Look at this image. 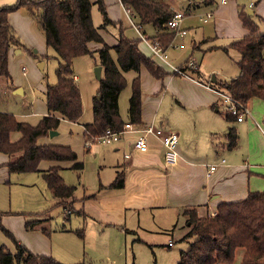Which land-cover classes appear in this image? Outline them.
<instances>
[{
    "label": "crops",
    "instance_id": "0c3cea01",
    "mask_svg": "<svg viewBox=\"0 0 264 264\" xmlns=\"http://www.w3.org/2000/svg\"><path fill=\"white\" fill-rule=\"evenodd\" d=\"M89 1L92 6L95 5V0ZM14 2L15 0H0V7L11 5ZM103 3L111 23L106 26L101 24L97 26L100 27L99 33L103 43L91 42L89 56L92 58L98 56L99 51L107 47L111 59L117 64L113 48L118 42L119 35L122 34L129 40H139L140 51L151 57L168 73L161 79L154 77L144 66L138 69L123 70L117 65L125 80V86L115 92L112 97L122 124L131 123L132 84L135 79H138L141 92L140 126L153 124L165 131L177 133V159L174 164L167 165L164 162V149L159 139L151 136L147 138L148 149L146 152L134 150L133 141L138 136L136 131L126 132L122 139L115 144L94 145L86 150L87 153L92 150V159L90 154L88 159L93 162V168L90 171L88 169L90 164L84 165L79 173L80 184L78 189L76 187V201L71 205L75 211L72 210L70 215H77L81 218L87 228L89 224L95 225L97 230H101L103 233L107 230L111 234H116L118 239L122 235L136 237L138 232L157 233L161 230L169 231L172 235L186 219L183 214L184 209L195 208L197 215L202 217L206 214H213L220 202L240 201L245 199L249 192L264 190V134L255 124V121L258 122L257 120H262L264 124V101L253 99L248 102L247 107L250 106L251 116L241 122L235 121L230 124L220 115L218 111H224V106L218 96L211 89L205 87L209 80L204 79L199 73V63L194 56V52L201 54V52L205 53L204 51L213 49L209 46L210 42H213L210 36L204 38L202 33L205 32H202L201 40L197 41L193 36L189 39V43H185V36L176 37L175 39H179V42L173 37L175 46L168 45L164 48L166 57L161 59L153 55L148 44L140 38L141 34L148 40H152L158 34L154 27L144 25L140 26L138 31L131 24L132 22L139 25L137 19L131 13L129 14L131 20L128 18V12L119 0H103ZM211 3L213 0L212 2L205 0L204 4L210 5ZM167 5L174 8L172 4ZM238 9L239 7H236L233 0L228 2L220 0L214 10L209 9L205 12L214 13L211 20L204 23L199 19V16L203 14L198 15V20L202 24H212L214 34L218 30L221 33L225 31L226 35L231 36V38H224L222 42H219L220 45L214 48L222 49L232 42L229 39L241 38L248 34L238 18ZM242 9L244 10V8ZM246 13L252 17L255 23L257 19L264 26V0H255L253 7L246 8ZM186 17L197 16L190 12ZM8 22L24 45L40 49L46 46L40 25L26 11L11 12L8 15ZM258 27L260 31V26L258 25ZM261 30L260 33L264 34V28ZM14 50L22 52L21 49L15 48L9 50L8 71L12 75L10 77L13 84L10 85L12 82L8 83L4 78H0V91L2 90V94H6L2 89L6 87V91L11 95L24 97L21 84H17L21 81L18 82L17 74L13 73L11 66L19 62H29V59L23 55L13 59L17 54ZM76 59L78 58L72 60L70 68L78 83L82 73L73 65ZM191 61L192 65L189 63ZM44 64L45 62H43V68ZM94 65L99 66V62L96 63L95 59ZM190 66L193 70L188 69ZM179 67L184 69L182 70L184 76L174 72L173 68ZM86 71L91 70L87 67ZM32 72L31 68L29 71L25 67L21 68V74L26 78ZM89 76H91L90 73ZM48 84L45 88L43 87L45 98ZM93 90H97L94 85L86 87L88 98ZM82 98H84L83 95L81 100ZM87 109L90 111L89 105L82 111L80 119L72 124H78L83 129L85 124L91 123L92 104L90 119ZM40 112L43 116L49 113L46 104ZM34 114H37V102L14 117L17 121H23ZM80 120L84 123H81ZM230 126H234L238 134L237 146L231 150L227 148V141L224 137ZM19 137L20 134L12 141H17ZM20 154L21 151L11 155L0 153V161H2V157L6 159V162L2 164L5 166L6 163L17 159ZM125 154H128V157H125ZM211 166H215L212 171L210 170ZM117 174L123 175V186L111 188L110 184ZM77 210H81V213H77ZM0 212H2L1 200ZM3 212H7V210ZM45 214L46 212L30 214L29 217H25L26 220L24 217H20L23 218V222L40 221V218L46 216ZM11 216V214L4 215L3 219L1 218V223L3 222L13 231L21 244L24 243L30 250L25 247L34 254L45 255L50 252V246L46 247L43 252L34 251L30 243L25 241L24 234H33L38 230L33 229L26 232L28 230H25L24 224L22 228L17 224V230H15L12 228ZM182 232L184 235L186 229ZM137 240L140 241V238L137 237ZM169 242L167 246H169Z\"/></svg>",
    "mask_w": 264,
    "mask_h": 264
},
{
    "label": "trees",
    "instance_id": "16d2710c",
    "mask_svg": "<svg viewBox=\"0 0 264 264\" xmlns=\"http://www.w3.org/2000/svg\"><path fill=\"white\" fill-rule=\"evenodd\" d=\"M119 1L137 19L140 26L151 25L155 28L158 34L152 41H158L163 49L172 42L174 34L167 31L166 27L172 14L169 5L160 0ZM94 4L102 16L101 25L111 23L103 0H95ZM91 7L89 0H15L11 5L0 7V78L11 82L8 71L9 50L24 46L8 22V15L17 10H24L36 19L47 47L54 51L58 60L56 82L48 85L46 90L49 113L42 116L36 125L17 121L13 114L0 111V153L11 155L21 151L17 159L6 163L8 173L40 172L47 192L56 204L63 207L66 220L75 211L67 209V201H76V186L64 182L60 174L63 169L60 163H70L69 168L78 177L83 163L69 146L40 145L38 140L48 137L49 132L56 131L61 120L73 123L82 116L81 94L70 63L75 58L89 55L91 42L103 43L100 27L92 22ZM238 18L248 34L222 47V50L225 53L233 50L238 54L239 74L230 80L216 79L211 82L209 79L206 84L244 104L253 99L264 101V34L259 33L258 24L242 8L238 9ZM138 43L139 40H129L120 34L113 48L117 64L111 59L107 47L99 51L98 62L102 68V76L92 100V122L83 126L91 136H99L107 129L119 131L123 128L124 124L119 119L112 97L125 86L117 65L123 70L144 66L154 77L161 79L168 74L151 57L140 51ZM218 112L226 122H235V118L227 112ZM130 121L136 126L141 124L138 79L132 84ZM13 132L20 134L17 141L11 140ZM224 137L228 149L236 148L238 134L234 126L228 127ZM44 160L54 164L40 170L39 163ZM122 186L123 175L117 174L110 187ZM76 212L81 213V210ZM7 214L12 213L0 212V230L11 241L14 250L4 244L0 245V264H62L52 256L30 252L16 240L1 225L2 216ZM183 214L186 218V232L182 240L188 243V248L180 251L177 264H264V190L249 192L240 201L220 202L213 214L199 217L195 208L184 209ZM37 222L38 220L26 221L25 230H33ZM42 231L46 230L43 228ZM75 232L83 238L82 229H76Z\"/></svg>",
    "mask_w": 264,
    "mask_h": 264
},
{
    "label": "rangeland",
    "instance_id": "374dc122",
    "mask_svg": "<svg viewBox=\"0 0 264 264\" xmlns=\"http://www.w3.org/2000/svg\"><path fill=\"white\" fill-rule=\"evenodd\" d=\"M160 1L174 5L176 10L181 11L186 16L187 13L190 12L197 16H185L181 23L183 29L186 30V35L184 37L185 43H189V39L193 38V36L197 41L199 39L201 40L202 32H205L202 33L204 38L210 36V39L213 40V42L209 44L213 49L204 51L205 53L201 52V54L194 52V56L199 63V73L204 79L209 80L214 76L216 79L230 80L239 74L237 65L238 54L233 50L225 53L220 47H218V49L214 48L220 45L219 42H222L224 38H231V36L226 35L225 31L221 33L218 30L214 34L212 24H202L198 20V15L205 14L209 9L214 10L220 0H213V3L210 5H205V0ZM228 1L230 0H227V2ZM233 1L236 7L244 8L245 11L252 1L255 2V0ZM91 8L92 22L97 27L102 24V16L97 5H93ZM255 21L260 26L259 33L262 32L261 29L264 28L263 24L257 19ZM237 39L239 38L229 40L233 41ZM175 40L179 42V39ZM21 44L24 45L22 42ZM20 49L22 52L16 54L13 59L20 58L21 55H23L29 59V62H19L13 64L11 67L13 73L15 72L17 74L18 82L21 81L17 84H21L20 86L23 88L24 97L20 95H11L6 91V87L2 88L5 91H3V93L6 94H2V90L0 91V111H5L16 116L23 113L27 108L29 109L31 104L37 102V114L23 120L29 124L36 125L43 116L40 111L45 108L46 104L43 87L45 88L47 83L52 85L56 82L55 70L58 66V60L55 58L54 51L47 47V45L43 46L41 49L24 45ZM15 51L17 50H14V52ZM94 59L96 63H98V56L92 58L89 55L78 57L73 63L74 67L80 69V73H82L81 79L77 84L81 96L83 95L84 97L82 98V111L87 105L90 106V111L87 109L89 119L92 100L99 87L98 80L94 75V68L97 67L94 65ZM42 61L45 62V64L44 68L41 70L38 65L39 62ZM22 67H25L28 71L29 68H31L33 72L31 74L29 73L26 78L25 75L22 76L21 74ZM87 67L91 71H86ZM89 73L91 76H89ZM1 79L3 78L1 77ZM11 82L10 85L13 84V81ZM89 85H94L97 90L91 91L88 98L86 87ZM249 108L250 106L248 109ZM257 121L263 125L262 120ZM80 122L84 123L81 120ZM56 132L57 135L53 137L48 136L39 139L38 144L69 146L75 151L78 159L83 163V166H88L90 164L88 169L91 171L93 162L88 159V155L90 154L92 159L93 154L92 150L89 153L86 152L87 148L83 142V138L85 141L84 129H81V126L78 124H72L61 120ZM12 135V140H15L19 132H14ZM94 145L98 146L99 144ZM0 162V200L2 201V212L7 210V212L12 213L10 220L12 221V228L15 230H17V224L20 225V228L25 224V221H22V217L25 218L29 217L28 215L30 214H44V212H46V216L40 218V221L37 222L34 228V230L37 229L38 232L24 234L22 231V233L25 235V241L30 243L34 251L43 252L46 250V247L48 248V246H50V252L45 255L52 256L62 264H177L180 251H184L188 248V243L182 240V231L186 229L184 227L185 221L182 222L181 227L175 229L172 235L169 231L161 230L157 233L138 232L136 237L122 235V237L118 239L116 234H111L107 230L103 233L101 230H97L95 225L89 224L87 228L83 220L77 215H70L69 219L66 220L63 214V207L61 204H56V201L53 200L47 192L40 172L8 173L6 167L2 165L3 162H6V159L2 157V161ZM51 164L54 163L44 160L39 163L38 167L40 170H45ZM60 165L63 167L60 174L63 176L64 182L68 185H74L78 189L80 181L78 175L69 168L70 163H60ZM72 204L73 203H70V201H67V209L73 210V207H71ZM26 219L27 218L24 220ZM1 225L8 230L16 240L18 239L13 231L6 227L3 222ZM43 228L46 230L45 232L42 231ZM76 229H82L83 238L77 235L75 232ZM29 231L31 230L26 232ZM137 237L140 238V241L137 240ZM169 241H171V244L167 246ZM2 244L6 245L12 251L14 250L11 241L0 230V245ZM24 246L26 245L24 244ZM28 249L30 250V248Z\"/></svg>",
    "mask_w": 264,
    "mask_h": 264
},
{
    "label": "built area",
    "instance_id": "2783aa9c",
    "mask_svg": "<svg viewBox=\"0 0 264 264\" xmlns=\"http://www.w3.org/2000/svg\"><path fill=\"white\" fill-rule=\"evenodd\" d=\"M254 2L252 1L249 4V7H253ZM170 10L172 12L170 18L166 22V27L168 30H170L174 34V39L176 37H183L186 35V30L181 27L182 20L185 17V14L182 13L179 10L174 9L173 7H170ZM128 18L130 19L131 16L129 15L130 12L127 11ZM214 17L213 12H207L201 16H199L200 21L207 22L211 20ZM131 20V19H130ZM132 25L136 27V29L139 31L140 25H135L131 22ZM140 38L145 41L151 53L153 55H156L160 57L161 59H165L166 52L161 47L160 43L158 41H152L145 38L143 35L140 34ZM175 46L172 42L169 44V46ZM190 65H192V61L189 62ZM174 72H176L179 75H185L184 72L180 68H173ZM75 79V77H74ZM205 87L211 89L219 98L221 101V104L224 106V111L227 112L229 115L235 118V121L241 122L245 118L250 117L251 113L247 107L246 104L234 99L229 94H226L221 91H217L212 89L208 84L205 85ZM256 127L264 134V124L262 125L259 122H256ZM84 129L85 133V146L87 149H89L94 144L99 145H112L120 141L123 137V135L128 131H136L138 132V136L133 141V149L139 152H146L148 149V137H155L159 139L163 149V157L164 162L167 165H172L175 163L177 159V143H178V134L172 131H165L164 129L160 127H156L153 124H148L145 126H135L132 123H125L123 125V128L119 131H112V130H105L101 135L99 136H91L87 133V131ZM125 157H128V154H125ZM215 166H211L210 170H214ZM171 244V241L169 242V245Z\"/></svg>",
    "mask_w": 264,
    "mask_h": 264
},
{
    "label": "water",
    "instance_id": "95a60500",
    "mask_svg": "<svg viewBox=\"0 0 264 264\" xmlns=\"http://www.w3.org/2000/svg\"><path fill=\"white\" fill-rule=\"evenodd\" d=\"M17 54L19 53V50H17V51H15ZM38 67H39V69H41L42 70V68H43V62H40L39 63V65H38ZM94 75H95V78L97 79V80H100L101 79V66H97V67H95L94 68ZM215 77L213 76L212 78H211V82H215ZM55 135H57V132L56 131H51V132H49V137H53V136H55Z\"/></svg>",
    "mask_w": 264,
    "mask_h": 264
}]
</instances>
